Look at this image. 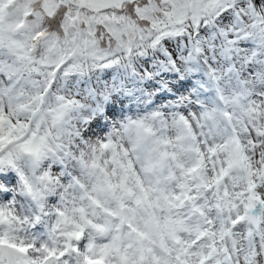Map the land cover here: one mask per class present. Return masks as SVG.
<instances>
[{
    "label": "snow or ice",
    "instance_id": "snow-or-ice-1",
    "mask_svg": "<svg viewBox=\"0 0 264 264\" xmlns=\"http://www.w3.org/2000/svg\"><path fill=\"white\" fill-rule=\"evenodd\" d=\"M131 2L134 15L124 14L130 0H0V264H264V170L238 148L221 160L215 147L211 159L190 148L182 116L175 140L166 121L154 127L158 114L110 128L118 97L89 88L88 104L71 82L108 58L97 25L131 52L133 38L157 47L207 21L228 58L246 47L245 13L232 0ZM145 86L177 108L197 87L168 72ZM18 184L42 213L59 188L54 223L19 214Z\"/></svg>",
    "mask_w": 264,
    "mask_h": 264
},
{
    "label": "clouds",
    "instance_id": "clouds-1",
    "mask_svg": "<svg viewBox=\"0 0 264 264\" xmlns=\"http://www.w3.org/2000/svg\"><path fill=\"white\" fill-rule=\"evenodd\" d=\"M232 5L245 13L240 17L242 34L239 38L246 47L234 57L226 58L222 54L225 44L219 35L221 29L207 21L200 26L205 31H197L187 23L182 35L168 38L166 44L161 41L157 47H153L150 40L133 38L131 52L117 51L115 38L103 25H97L98 48L107 53L108 58L104 62H85L83 75L75 76L71 82L82 93L81 100L88 104L93 103L87 97L89 88L98 96L110 92L118 97L115 102L117 115L114 121H109L110 128L129 118L152 120L153 115L158 114L154 127L159 130L160 120L166 121V135L175 140L174 119L182 116L190 126V148H198L211 159L208 149L215 147L218 160L225 158V147L238 148L257 172L264 170V3L256 5L254 0H232ZM124 14L134 15L131 0ZM235 26L233 21L226 28L232 31ZM214 34L216 39H213ZM161 48L168 50L167 57L161 54ZM194 49H198L195 55ZM105 62L112 63V67H103ZM164 72L178 74L180 79L192 80L197 85L182 94L183 99L179 101L182 108L174 107L171 98L158 100L159 91L145 86L150 78ZM253 108L256 113L250 117ZM191 154L189 149L186 155ZM239 175L234 169L228 178L229 184ZM21 191L18 184L14 196L18 197L20 215H42L43 227L55 222L56 205L60 203L59 188L49 193L43 213L29 198L21 196Z\"/></svg>",
    "mask_w": 264,
    "mask_h": 264
}]
</instances>
